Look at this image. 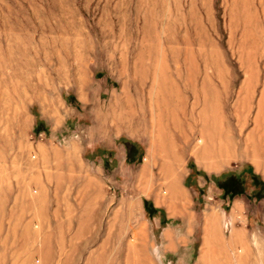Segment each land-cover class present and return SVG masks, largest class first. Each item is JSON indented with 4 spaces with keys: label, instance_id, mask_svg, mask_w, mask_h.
<instances>
[{
    "label": "rangeland",
    "instance_id": "1",
    "mask_svg": "<svg viewBox=\"0 0 264 264\" xmlns=\"http://www.w3.org/2000/svg\"><path fill=\"white\" fill-rule=\"evenodd\" d=\"M183 200L248 215L204 263L264 264V0H0V264H194Z\"/></svg>",
    "mask_w": 264,
    "mask_h": 264
},
{
    "label": "crops",
    "instance_id": "2",
    "mask_svg": "<svg viewBox=\"0 0 264 264\" xmlns=\"http://www.w3.org/2000/svg\"><path fill=\"white\" fill-rule=\"evenodd\" d=\"M169 161L173 164L176 159L170 157ZM170 204L160 205L167 213V218L170 219V223L166 224L160 232L164 250L168 252L180 250L181 245L187 246L190 242H193L189 241L188 236L197 233V249L190 248L192 251H196V256L193 258L194 264H206L204 262H208V260L218 262L217 255L219 252H254L255 249L246 242L245 237L246 232L251 231L248 215L240 217V212L238 213L235 210L240 204L239 200H235V206L229 209L230 212L224 214L220 229L215 227L212 215H208L207 212L202 214L197 221L195 215L188 211L187 201H180L176 206H170ZM226 228H229V231H225ZM188 259H191V257L189 256ZM228 260L229 258H226L225 261Z\"/></svg>",
    "mask_w": 264,
    "mask_h": 264
},
{
    "label": "bare ground",
    "instance_id": "3",
    "mask_svg": "<svg viewBox=\"0 0 264 264\" xmlns=\"http://www.w3.org/2000/svg\"><path fill=\"white\" fill-rule=\"evenodd\" d=\"M201 91H202V82H201L200 86L198 88H196V90L194 91V92H196L197 96L200 98V101H198V103H199L201 108L197 109L195 114H194V111L192 109H190V111H191V114H190L191 118L190 119L191 120H189L187 125H185V128L180 126L181 123H180V121L175 119L174 114L169 118V120L172 122L173 128L177 129L178 131L183 130V135L181 137L182 139L186 138L187 135L191 134V131H193V129L196 125H199L198 132L200 134V138L198 141L200 143V146H202L201 145V143H202V132H201V130H202V118H201L202 117V105H201L202 104V92ZM184 129H185V131H184ZM186 132H188L189 134H186ZM158 138H159V135H158ZM172 140H174V139H172ZM174 144H175V142L174 143L173 142L165 143L163 141V142H161V145H160L161 146L160 149L163 152L166 150L167 147L171 148L170 150L172 152L173 159L176 158V146H174ZM177 194L182 195V193L179 190L177 191ZM134 236H135V234H134ZM136 236H135V238H136ZM129 246H130L132 251L135 252L137 250V247H135L134 244H129Z\"/></svg>",
    "mask_w": 264,
    "mask_h": 264
},
{
    "label": "trees",
    "instance_id": "4",
    "mask_svg": "<svg viewBox=\"0 0 264 264\" xmlns=\"http://www.w3.org/2000/svg\"><path fill=\"white\" fill-rule=\"evenodd\" d=\"M144 206H145V208H146V211H147V210H148V211L152 210V207H151L150 203H149L147 200L144 202Z\"/></svg>",
    "mask_w": 264,
    "mask_h": 264
}]
</instances>
